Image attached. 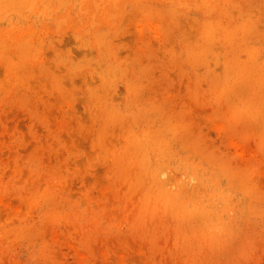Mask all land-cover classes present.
<instances>
[{
  "label": "rangeland",
  "instance_id": "rangeland-1",
  "mask_svg": "<svg viewBox=\"0 0 264 264\" xmlns=\"http://www.w3.org/2000/svg\"><path fill=\"white\" fill-rule=\"evenodd\" d=\"M0 33V264H264V0H0Z\"/></svg>",
  "mask_w": 264,
  "mask_h": 264
},
{
  "label": "bare ground",
  "instance_id": "bare-ground-1",
  "mask_svg": "<svg viewBox=\"0 0 264 264\" xmlns=\"http://www.w3.org/2000/svg\"><path fill=\"white\" fill-rule=\"evenodd\" d=\"M3 1H4V0H3ZM150 1H151V0H150ZM154 1H155V0H154ZM1 2H2V1H1ZM154 3H155V2H154ZM117 8H118V7H117ZM117 8H116V9H117ZM141 8H142V7H141ZM154 8H155V7H154ZM154 8H153V9H154ZM59 9H60V8H59ZM214 9H215V8H214ZM140 11H141V10H140ZM159 11H161V10H159ZM214 17H215V16H214ZM214 17H212V19H214ZM224 17H225V16H224ZM42 19H43V18H42ZM221 19H222V18H221ZM223 21H224V20H223ZM226 21H227V20H226ZM226 21H225V22H226ZM212 23H213V21H212ZM47 24H48V23H47ZM52 26H53V25H52ZM52 28H53V27H52ZM42 29H43V27H42ZM13 30H14V29H13ZM219 31H220V30H219ZM16 32H17V31H16ZM30 32H31V31H30ZM37 32H38V31H37ZM46 32H47V31H46ZM0 34H1V33H0ZM47 34H48V33H47ZM53 34H54V33H53ZM240 34H243V33L240 32ZM219 35H220V34H219ZM229 35H230V34H229ZM237 35H238V34H237ZM9 36H10V34H9ZM16 36H18V35H16ZM141 36H142V35H141ZM238 36H239V35H238ZM226 37H227V35H226ZM2 38H3V37H2ZM2 38H1V39H2ZM229 38H230V36H229ZM226 39H227V38H225L224 41H226ZM232 41L234 42V40H232ZM243 45H244V44H243ZM39 48H40V47H39ZM43 48H44V46H43ZM43 48H42V49H43ZM245 48H246V47H245ZM212 49H213V48H212ZM250 49H251V48H250ZM9 55H10V54H9ZM40 55H41V54H40ZM11 56H12V55H11ZM37 57H38V56H37ZM15 59H16V58H14V60H15ZM38 59H39V58H38ZM12 60H13V59H12ZM34 61H35V60H34ZM229 61H230V60H229ZM237 62H238V61H237ZM29 64H30V63H29ZM233 64H234V63H233ZM224 65H225V64H224ZM236 65H237V64H236ZM31 66H32V64H31ZM210 66H212V65H210ZM110 67H111V66H110ZM215 69H217V68H215ZM235 69H236V68H235ZM113 71H114V70H113ZM18 73H19V72H18ZM218 73H219V72H218ZM233 73H234V72H233ZM218 75H219V74H218ZM85 76H86V74H85ZM86 77H87V76H86ZM94 78H95V77H94ZM23 79H24V78H23ZM95 79H97V78H95ZM0 80H1V79H0ZM21 83H22V82H21ZM21 83H20V84H21ZM2 85H3V87H4V84H3V83H2ZM217 85H218V84H217ZM7 86H9V85H7ZM7 86H5V88H6ZM228 87H229V86H228ZM2 93H3V92H2ZM9 93H10V92H9ZM153 111H154V110H153ZM216 122H217V121H216ZM213 124H215V123H213ZM216 125H218V124H216ZM128 137H129V136H128ZM228 139H229V138H228ZM228 141H229V140H228ZM230 142H231V141H230ZM228 143H229V142H228ZM128 146H129V145H128ZM238 156H239V155H238ZM242 157H243V156H242ZM240 158H241V157H240ZM168 164H169V163H168ZM159 169H160V168H159ZM163 171H164V170H163ZM163 171H162V170L158 171V175H160V177H162L163 174H165V173H163ZM4 172H5V171H4ZM164 172H165V171H164ZM167 172H168V171H167ZM170 172H171V171H170ZM170 172H169V174H170ZM173 173H174V172H173ZM1 174H2V173H1ZM3 174H4V173H3ZM185 174H186V173H185ZM255 174H256V173H255ZM182 175H183V174H182ZM256 175H258V174H256ZM256 175H255V176H256ZM259 175H260V174H259ZM164 176H165V175H164ZM164 176H163V177H164ZM0 177H1V176H0ZM155 177H156V175H155ZM155 177H154V178H155ZM167 177H168V176H167ZM181 177H182V176H181ZM188 177H189V176H188ZM191 177H192V176H191ZM154 178H153V180H154ZM168 178H169V177H168ZM168 178H167V179H168ZM10 179H11V178H10ZM196 179H197V178H196ZM6 180H7V179H6ZM8 180H9V179H8ZM159 180H161V179H159ZM189 180H190V177H189ZM191 180H192V183H194L195 179H194V180L191 179ZM9 181H10V180H9ZM143 181H144V180H143ZM163 181H165V180H163ZM0 182H1V181H0ZM5 182H6V181H5ZM13 182H14V181H13ZM161 182H162V180H161ZM167 182H169V181L167 180ZM182 182H183V181H182ZM162 183H164V182H162ZM171 183H172V178H171ZM188 183H189V182H188ZM190 183H191V181H190ZM195 183H196V182H195ZM6 184H7V183H6ZM157 184H158V183H157ZM155 185H156V184H155ZM164 185H165V184H164ZM167 185H168V184H167ZM186 185H187V184H186ZM156 186H157V185H156ZM171 186H173V185H171ZM186 187H187V186H186ZM7 188H8V187H7ZM11 188H13V187H11ZM183 189H184V188H183ZM31 191H32V190H31ZM36 191H37V190H36ZM162 191H163V190H162ZM170 192H171V189H170ZM43 193H44V192H43ZM47 193H48V192H47ZM160 193H161V192H159V194H160ZM163 193H164V192H163ZM166 193H167V192H166ZM6 194H8V193H6ZM9 195H10V194H9ZM11 195H12V194H11ZM167 195H168V194H167ZM169 195H170V194H169ZM191 195H192V194H191ZM161 196H163V195H161ZM1 197H2V195H1ZM165 197H166V196H165ZM167 197H168V196H167ZM177 197H178V196H177ZM13 198L15 199V197H13ZM22 198H23V197H22ZM22 198H21V199H22ZM27 199H28V198H27ZM160 199H161V198H160ZM168 199H169V198H168ZM0 200H1V198H0ZM11 200H12V199H11ZM24 200H25V199H24ZM161 201H162V200H161ZM167 201H168V200H167ZM170 201H171V199H170ZM1 202H2V201H1ZM1 202H0V203H1ZM11 202H12V201H11ZM24 202H25V201H24ZM2 203H3V202H2ZM26 203H27V201H26ZM167 203H168V202H167ZM33 204H34V203H33ZM0 205H1V204H0ZM25 205H26V204H25ZM41 205H42V204H41ZM180 205H181V204H180ZM2 206H5V204H4V205L2 204ZM53 206H54V205H53ZM56 207H57V206H56ZM190 207H192V206H190ZM3 208H4V207H3ZM5 208H6V206H5ZM5 208H4V209H5ZM177 208H178V207H177ZM180 209H181V208H180ZM8 211H9V209H8ZM14 211H15V210H14ZM20 211H21V209H20ZM20 211H19V212H20ZM180 211H181V210H180ZM10 213H12V212H10ZM184 213H185V212H184ZM186 213H187V212H186ZM12 214H14V213H12ZM20 214H21V213H20ZM8 215H9V214H8ZM22 216H23V215H22ZM182 216H183V215H182ZM198 216H199V214H198ZM203 216H204V215H203ZM12 217H13V216H12ZM17 217H18V216H17ZM196 217H197V216H196ZM26 218H27V217H26ZM20 220H21V219H20ZM8 221H9V220H8ZM13 221H14V220H13ZM24 221H25V220H24ZM1 222H2V221H1ZM16 222H17V221H16ZM20 222H21V221H20ZM2 223H3V222H2ZM9 223L12 225V222H11V221H10ZM21 224H22V223H21ZM16 227H17V226H16ZM20 227H21V226H20ZM6 228H7V227H6ZM10 229H11V228H10ZM5 235L8 236L7 234H5ZM5 235H4V236H5ZM6 236H5V237H6ZM0 240H2V239H0ZM3 240H4V238H3ZM3 240H2V241H3ZM3 242H4V241H3Z\"/></svg>",
  "mask_w": 264,
  "mask_h": 264
}]
</instances>
